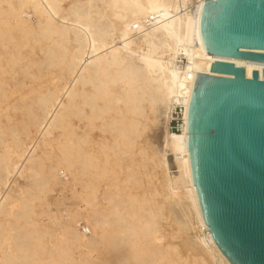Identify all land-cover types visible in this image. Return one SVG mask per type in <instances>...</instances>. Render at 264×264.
Wrapping results in <instances>:
<instances>
[{"label": "bare ground", "instance_id": "obj_1", "mask_svg": "<svg viewBox=\"0 0 264 264\" xmlns=\"http://www.w3.org/2000/svg\"><path fill=\"white\" fill-rule=\"evenodd\" d=\"M204 1L18 0L15 7L7 0V7L0 8V44L5 50L0 53V72L6 64L19 62L28 79L20 84L22 90L0 82V131L14 135L16 145L13 157L9 149L0 153V187L20 174L26 162L42 188L58 181L59 172L73 179L81 175L84 200L93 202V208L83 210L84 228L92 235L83 239L76 229L81 220L69 215L64 224L68 240L61 243L75 241L113 257L99 261L86 256L85 264H180L164 223L165 207L172 200L188 203L198 225L200 244L189 249L205 254L210 264H229L211 238L195 192L186 140L188 106L195 74H211L213 62L243 68L246 78L253 71L262 78L264 62L204 54L198 31ZM28 7L38 17L36 25L27 20ZM115 39L120 48L113 44ZM36 45L40 59L32 58ZM22 46L31 48L27 58L38 74L28 71V61L18 51ZM183 59L189 66H183ZM174 102H183L186 108L181 132L168 129ZM159 105L166 109L163 147L177 169L172 175L166 155L150 148L146 139L158 120ZM31 125L35 133L29 136ZM64 128L66 140L45 167L37 149L45 144V136ZM111 157H116L115 164ZM123 164L129 174L125 179L116 176L119 184L131 182L134 168L140 166L153 188L135 194L123 192L114 182L102 198L107 207H96L98 184L110 174L109 165ZM162 178L166 181L159 184ZM5 198L0 188L1 264L9 260L1 244ZM28 211L19 213L28 217ZM59 254L63 264L67 250L61 248Z\"/></svg>", "mask_w": 264, "mask_h": 264}, {"label": "water", "instance_id": "obj_2", "mask_svg": "<svg viewBox=\"0 0 264 264\" xmlns=\"http://www.w3.org/2000/svg\"><path fill=\"white\" fill-rule=\"evenodd\" d=\"M204 54L264 62V0H205ZM248 50V51H247ZM195 74L187 150L202 218L229 264H264V69Z\"/></svg>", "mask_w": 264, "mask_h": 264}, {"label": "rangeland", "instance_id": "obj_3", "mask_svg": "<svg viewBox=\"0 0 264 264\" xmlns=\"http://www.w3.org/2000/svg\"><path fill=\"white\" fill-rule=\"evenodd\" d=\"M6 1L7 0H0V8L7 7ZM67 1L70 2L71 0ZM11 3H13L15 7H19L18 0H11ZM25 11L28 15L27 20L31 23V25H36L38 17L29 7L26 8ZM134 41H137V38H134ZM119 43L120 40L115 39L113 44L120 48ZM14 49L15 48H12L11 51H14ZM18 51L21 56L24 57L23 61H28V71L38 74L37 67L27 58V55L31 52V48L29 46H22ZM4 52L5 50L0 44V53L4 54ZM32 53V58H41V53L37 45L33 49ZM124 54H126V50H122L121 56L124 57ZM8 56L9 55L7 53L6 57ZM6 61L7 60L4 58L2 59V62L4 63L3 65L6 64ZM130 61L133 64L138 63L135 57H132ZM182 64L184 67L189 66L186 59H183ZM21 66L22 65L19 62H15L12 67L7 64L5 65L3 71L0 72V82L4 83L2 84L3 86L6 84V86L8 85L12 88L22 90L20 84H22V82H28V79L25 78V73L21 70ZM117 85H120V83H117ZM166 120L167 115L165 106L159 105L158 120L151 126L146 135V139L150 148L158 151L160 154L164 153L166 155L169 162L170 173L171 168L174 166L173 157L169 154L168 150L165 152L163 147ZM66 131L67 130L65 128L60 129L44 137L45 144L42 145L41 143L36 154L38 158L42 160L45 167H48L51 164L52 159H49L48 157L50 156L54 158L58 152L56 150L57 147H60L65 142ZM34 133V127L31 125L29 136ZM24 139L25 142L28 141L27 137ZM5 149H9L11 151V157L14 156L13 151L16 149L14 135L5 131H0V153H3ZM18 154H20V152H18ZM115 158L116 157L110 158L112 163ZM28 166L29 164L26 162L20 174H16L11 178L10 183L0 187L1 191H4L6 194L4 203L6 216L1 218L2 253L9 256V260H7L6 263L62 264V258L59 254L61 248H65L67 250V255L63 257V264H85L86 256L92 260H112V255H100L96 250L89 251L84 244H79L75 241H71L70 243L64 245L61 243V241H65L66 239L68 240L64 224H66V221L69 220L66 217L68 216V218H70L69 215H74L75 218H79L81 220V223L76 225V229L83 239H87L92 235L85 234L80 225H86L83 214L88 211L89 208H93L92 201L87 202L84 200V193L86 195V192L81 181V175H77L75 179H73L70 175L68 177V173L59 172L58 181L53 180L47 187L42 188L38 186L36 181H34V179L30 176ZM109 167L110 171L112 170L111 172L109 171L110 174L108 173L109 175L107 174L108 176L102 179L103 181L101 180V184L99 181L97 182L99 183V189H97L96 193V207L103 206V208H106L107 202L106 200H102V198L107 196V190L110 189L109 187L112 188L114 182L119 184L116 176L120 179H125L126 175L129 174L124 164L121 166L109 165ZM134 169L135 172L132 176L131 182L126 184L122 183V185L119 184L121 190L126 192V190L129 189L135 194L148 192V190L153 188L154 184H150L149 180H147L143 173L144 169L142 171L140 166L137 167L139 171H137L136 167ZM161 181L162 182H159V184H163L164 181H166V178H162ZM85 209L86 211L83 213V210ZM20 210H30L28 211L29 216L26 217V215H21L19 213ZM164 212L165 214L167 213L164 223L166 224L168 240L171 241V243L178 250V254L181 258L179 263L210 264L205 254H200L198 251L189 249V245L194 244L198 246L197 244H200V235L198 233V225L188 203L184 200H172L166 205ZM52 215H54L55 219ZM31 222L35 223L36 226H31ZM134 226L137 227L136 224ZM171 235H173L172 238H170Z\"/></svg>", "mask_w": 264, "mask_h": 264}, {"label": "built area", "instance_id": "obj_4", "mask_svg": "<svg viewBox=\"0 0 264 264\" xmlns=\"http://www.w3.org/2000/svg\"><path fill=\"white\" fill-rule=\"evenodd\" d=\"M261 79V78H260ZM185 105L183 102H174L171 105L169 114H168V129L171 132H181L186 126V120L184 118ZM177 169L175 165L171 168L170 173L175 174ZM82 231L85 234H89L87 228H84V224H80Z\"/></svg>", "mask_w": 264, "mask_h": 264}]
</instances>
